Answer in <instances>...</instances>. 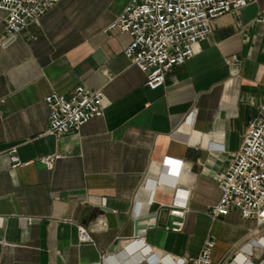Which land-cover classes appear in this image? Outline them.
Masks as SVG:
<instances>
[{
	"label": "crops",
	"instance_id": "obj_1",
	"mask_svg": "<svg viewBox=\"0 0 264 264\" xmlns=\"http://www.w3.org/2000/svg\"><path fill=\"white\" fill-rule=\"evenodd\" d=\"M129 1L57 0L15 37L0 10V264H108L106 256L140 264L145 247L193 264L206 238L215 242L212 264L239 251L233 264H264V223L236 210L210 213L264 102V25L256 22L264 0L213 19L211 34L156 90L124 55L131 37L108 29ZM79 85L102 90V115L48 133L44 98ZM178 189L184 206L173 203ZM165 210L181 211L177 230L159 225ZM151 215L144 223L154 226L136 236L135 219Z\"/></svg>",
	"mask_w": 264,
	"mask_h": 264
},
{
	"label": "built area",
	"instance_id": "obj_2",
	"mask_svg": "<svg viewBox=\"0 0 264 264\" xmlns=\"http://www.w3.org/2000/svg\"><path fill=\"white\" fill-rule=\"evenodd\" d=\"M57 0H0V10L6 13L5 30L9 37L21 33L30 23L37 22ZM245 0H130L123 11L109 25L131 37L124 51L125 57L146 74L145 86L149 90L163 87L166 75L173 67L193 56V45L205 40L212 31L213 19L237 12ZM256 22L264 25V11ZM101 89H86L79 85L68 94L50 93L44 98L48 109L47 132L62 135L78 131L84 124L103 113ZM13 166L20 164L16 149L10 151ZM55 157L43 161L50 165ZM157 181L154 186H160ZM218 187L220 197L211 208L216 218L236 210L241 217L264 223V102L251 120L239 150L221 176ZM186 193L176 190L173 203L184 206ZM181 215V211H173ZM176 224V223H174ZM167 229V226L165 227ZM178 227H173L177 230ZM83 240H90L79 227ZM260 237L257 242L261 244ZM215 242L206 238L193 264H212ZM264 248V245L261 244ZM239 251L229 264H233ZM250 259L251 251L246 254ZM112 264L114 259H104ZM184 264L182 258L158 256L145 247L140 264ZM114 264V263H113Z\"/></svg>",
	"mask_w": 264,
	"mask_h": 264
},
{
	"label": "water",
	"instance_id": "obj_3",
	"mask_svg": "<svg viewBox=\"0 0 264 264\" xmlns=\"http://www.w3.org/2000/svg\"><path fill=\"white\" fill-rule=\"evenodd\" d=\"M165 213H167V219L165 222L162 221L161 218V213L159 215V225L162 227H166L169 231L173 230V227L175 226L174 223H179L182 222V217L178 216V215H173L169 212V210H165ZM101 214L105 216L109 227H115V218H114V214L113 211L107 207H102L101 208ZM156 215H151V216H145V217H140V218H136L134 221V234L137 236L138 232L140 230H144L147 227H152L154 226L153 224H146L144 223L145 221L151 220V219H155Z\"/></svg>",
	"mask_w": 264,
	"mask_h": 264
},
{
	"label": "bare ground",
	"instance_id": "obj_4",
	"mask_svg": "<svg viewBox=\"0 0 264 264\" xmlns=\"http://www.w3.org/2000/svg\"><path fill=\"white\" fill-rule=\"evenodd\" d=\"M243 254H244V253H239V254L237 255L235 261H236L239 257H241ZM245 255H246V254H245Z\"/></svg>",
	"mask_w": 264,
	"mask_h": 264
}]
</instances>
